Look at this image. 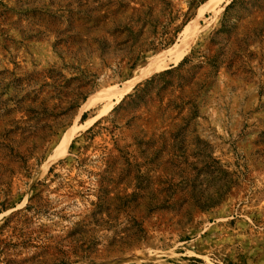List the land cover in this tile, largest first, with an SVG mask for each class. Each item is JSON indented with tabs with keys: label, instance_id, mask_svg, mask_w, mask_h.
Segmentation results:
<instances>
[{
	"label": "rangeland",
	"instance_id": "obj_1",
	"mask_svg": "<svg viewBox=\"0 0 264 264\" xmlns=\"http://www.w3.org/2000/svg\"><path fill=\"white\" fill-rule=\"evenodd\" d=\"M0 264H264V0H0Z\"/></svg>",
	"mask_w": 264,
	"mask_h": 264
},
{
	"label": "bare ground",
	"instance_id": "obj_2",
	"mask_svg": "<svg viewBox=\"0 0 264 264\" xmlns=\"http://www.w3.org/2000/svg\"><path fill=\"white\" fill-rule=\"evenodd\" d=\"M185 31H186V29H185ZM185 43H187V42L184 40L183 44H181L178 47H176L175 49H173L172 54H173V56L175 58L174 59L175 62H178L181 58H183V55L185 53V51H184V45H185ZM163 66L164 65H162L161 62L158 61L156 63H153L151 70L153 71V70L159 69V68H161ZM86 104H89V103H86Z\"/></svg>",
	"mask_w": 264,
	"mask_h": 264
},
{
	"label": "water",
	"instance_id": "obj_3",
	"mask_svg": "<svg viewBox=\"0 0 264 264\" xmlns=\"http://www.w3.org/2000/svg\"><path fill=\"white\" fill-rule=\"evenodd\" d=\"M125 259H119V260H117L116 262H123Z\"/></svg>",
	"mask_w": 264,
	"mask_h": 264
}]
</instances>
